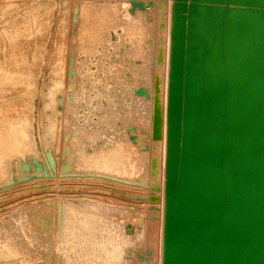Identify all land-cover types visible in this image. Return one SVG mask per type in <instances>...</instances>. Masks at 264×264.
<instances>
[{
	"label": "rangeland",
	"instance_id": "obj_1",
	"mask_svg": "<svg viewBox=\"0 0 264 264\" xmlns=\"http://www.w3.org/2000/svg\"><path fill=\"white\" fill-rule=\"evenodd\" d=\"M71 1L0 0V251L5 250L0 252V255L1 253L3 255L0 256V264H76L80 259L74 253V248L68 245L69 242L61 240L65 232L58 227V220L64 216L70 203L76 205L75 208H79V211L88 209V213L86 210L82 214L78 213L80 218L81 215L85 216L83 213L88 215L90 209H92L90 213L96 212V219L90 220L91 227L97 233L95 240L100 239L99 241H103L106 246L109 242L108 249L121 245L119 251L121 254L124 253L121 255L126 260L124 264H159L161 207L159 202L149 201L150 194L158 193L157 182L160 173L150 162L153 157L161 159L159 150L161 143L153 138L151 131L156 108L152 95L153 92L157 93L151 89V84L159 67L155 54H158L161 46L155 25L157 11L154 8V12L150 7L157 4V0H106L107 5L106 2L104 4L105 0H84L87 4L83 0ZM109 1L112 12L105 8L109 6ZM75 2L77 6H74ZM90 2L99 4L100 10L95 4L91 7ZM71 5L76 7L75 16ZM81 6L85 9L97 7L98 14L93 9L92 17L94 16L93 20L101 17L100 22L103 23L102 19L104 20L103 26L99 18L95 23L92 21L97 26L92 25L89 28L86 24L88 20L81 19L85 18L86 13V10L79 8ZM101 6L105 8L106 16L113 14L114 17L104 16L107 18L105 21L103 18L105 13ZM143 7L147 12H151L149 17L152 14L154 16L151 38L140 28V17L146 15ZM98 10L103 12V15L99 16L101 12ZM114 11L119 12L116 14ZM110 19H114L115 22L114 20L109 22ZM130 19L134 21L133 24ZM83 21L86 22V27ZM106 22L113 23L112 26H107L106 30L110 28V31L107 30L108 33L104 30ZM99 24L103 30L95 28H98ZM58 26L61 31L63 30L62 34ZM100 31L103 33L100 34ZM144 38H150L148 39L152 55H149L150 59L149 56L147 58L139 56ZM112 46L118 47L117 50ZM123 46L128 49L126 53L129 54L128 57L124 56L125 58H122L124 51L120 50ZM118 50L120 53L115 55ZM106 52L113 54L111 58ZM122 59L125 63L123 62L121 67H124V70L134 68L132 70L134 73L127 69L125 71L127 75L123 73L124 76L118 84L114 74L119 69L116 65L120 64ZM144 60H148L151 66ZM109 69L112 73L108 71ZM145 73L150 75L149 79ZM137 76L141 84L136 81ZM105 85L108 88H105ZM115 85L118 91L115 90ZM105 90L108 94H105L106 97L102 93ZM107 104L115 107L114 112L118 109L116 114L121 120L116 122L117 117L113 116L116 123L109 118L104 119L108 122L103 121L100 123L101 126L98 123L95 125L99 122L98 117L107 114L109 110ZM69 115L70 125L79 121L77 126L86 125L85 127L91 130L98 127L100 131L99 141L96 138L93 144L87 143L85 151L92 152L95 144V147L111 146L116 139L122 138L120 140L132 146L133 151L137 148L134 153L138 154L141 151L140 158L145 166V174L120 179L102 169L91 168L89 171L79 167L75 163L77 160H74L77 159L79 152L74 150L73 153H78L73 154L76 156L74 158L68 147L70 133L75 125L71 127V132H68L66 126L60 129L57 124L58 120L64 123L63 120L68 119ZM121 115H124L123 118ZM87 119L90 121L86 122ZM91 121L95 122H92L94 125ZM62 130L64 135L67 134L65 137L58 132ZM71 135L73 136L72 133ZM145 135H148L146 141ZM137 139L142 140V143ZM135 144L137 146H134ZM69 158H72L74 164ZM89 200L92 202L88 203ZM89 204L90 208H87ZM119 226L121 229L124 228V234ZM121 231L126 235L123 236ZM6 244L7 247L10 245L8 251L4 248ZM103 244L96 247L99 256L102 254ZM14 246L20 250L17 248L14 250Z\"/></svg>",
	"mask_w": 264,
	"mask_h": 264
},
{
	"label": "water",
	"instance_id": "obj_2",
	"mask_svg": "<svg viewBox=\"0 0 264 264\" xmlns=\"http://www.w3.org/2000/svg\"><path fill=\"white\" fill-rule=\"evenodd\" d=\"M163 264H264V0H174Z\"/></svg>",
	"mask_w": 264,
	"mask_h": 264
},
{
	"label": "bare ground",
	"instance_id": "obj_3",
	"mask_svg": "<svg viewBox=\"0 0 264 264\" xmlns=\"http://www.w3.org/2000/svg\"><path fill=\"white\" fill-rule=\"evenodd\" d=\"M73 1V0H72ZM71 1V2H72ZM81 0H79V2H80ZM84 1V0H83ZM82 1V2H83ZM87 1H89V0H87ZM91 1V0H90ZM104 1V0H103ZM112 1V0H111ZM151 1V0H150ZM152 1H154V0H152ZM74 2V1H73ZM85 2V1H84ZM93 2V1H92ZM92 2H90V5H91V3ZM94 2H97V1H94ZM105 2H106V0L104 1V4H105ZM116 2V1H115ZM78 3V2H77ZM86 4H87V2H85ZM111 2L109 1V6L111 5L110 4ZM156 3L157 4H155V3H153V4H155V5H153L152 7H150L151 8V10H152V8H153V11L155 12V10H154V8H156V11H157V17L155 16V18H157L156 20H155V22H156V26H157V34H158V37H159V45L161 46L160 48V50L158 51V54L156 55L155 54V60H156V62L157 63H159V67L157 68V70H156V74L154 75V80H152L153 82V84H151L152 85V88L151 89H153V91L155 90L157 93L155 94L154 92H153V98L155 99V103H156V108H155V112H154V117H153V119H152V128H151V131H152V136H153V138L154 139H156L158 142H160L161 144H160V148H159V150H160V155H161V159H159L158 157H156V159H154L155 157H153L152 158V160H151V164H152V166L154 167V169L155 170H159V181L157 182L158 183V193H152V194H150L149 195V201L151 202V203H153V202H159L160 203V207H161V209H160V212H161V214H160V230H159V264H163V231H164V209H165V173H166V153H167V102H168V85H169V70H170V53H171V27H172V9H173V4H174V0H157L156 1ZM73 4V3H72ZM74 4H76V2L74 3ZM81 4V3H80ZM93 4H95V3H92V5H91V7L93 6ZM98 4V3H97ZM117 4V3H116ZM120 4V3H119ZM148 4V3H147ZM81 5H84V3L83 4H81ZM88 5H89V3H88ZM88 5H85V6H88ZM89 5V6H90ZM96 5V4H95ZM99 5V4H98ZM98 5H96L98 8H99V6ZM101 5V4H100ZM106 5H107V2H106ZM115 5V4H114ZM113 5V6H114ZM140 5H141V3H140ZM139 5V6H140ZM74 6H77V4L76 5H74ZM74 6H72L71 5V8L73 7L74 8ZM95 6V7H96ZM105 7V8H107L108 10H110V12H112L111 10H112V8H111V6L110 7ZM112 6V7H113ZM116 6V5H115ZM122 6V5H121ZM127 6V5H126ZM138 6V7H139ZM142 6V5H141ZM149 6H151V5H149ZM96 7V9L93 7V9H95V11L98 9ZM102 7V6H101ZM118 7V4H117V6H116V8ZM128 7V6H127ZM145 7V6H144ZM143 7V8H144ZM80 9L81 8H83L82 6L81 7H79ZM87 8V7H86ZM104 8V9H105ZM109 8H111V9H109ZM114 9H116L115 7H113ZM129 8V7H128ZM140 8V7H139ZM138 8V9H139ZM149 8V9H150ZM76 9V7L73 9V11L72 10H70V12L72 11V13L74 14V10ZM84 10H86L85 12V18H81V19H87L88 21H86L85 23L86 24H88L89 25V28H90V26H92V25H94V23H95V20H99V18H100V20H99V22L101 21V17H99L98 18V16L96 15V17L98 18V19H95V20H93L94 19V16L92 17V14H93V12L94 11H91V10H93V9H91V8H87V9H85V8H83ZM103 9V7H102V10H104ZM113 9V10H114ZM120 8H118V10H119ZM124 9V8H123ZM77 10H78V8H77ZM82 10V9H81ZM81 10H78V11H80L81 12ZM99 10H100V8H99ZM98 10V11H99ZM107 10V11H108ZM122 11H124V10H122ZM127 11V10H126ZM125 11V12H126ZM129 11V10H128ZM139 11V10H138ZM101 11H99V13H100ZM104 13H105V10L103 11ZM103 12H101L100 14H99V16H101V14L103 13ZM114 12H116V11H114ZM117 12H119V11H117ZM117 12H116V14H117ZM141 12V11H140ZM143 12H146V13H144V14H146V15H142V16H144L143 18H141L140 16V19H141V27L140 28H142L143 29V32H145L146 34H147V36L148 35H150V36H148V37H150L151 38V35H152V33H153V21H154V16H153V14H152V16H153V20H151V17H149L150 15H151V12H147L146 11V9L144 8L143 9ZM95 13H97L98 14V12L96 11ZM122 13V12H121ZM142 13V12H141ZM141 13H139L140 15H141ZM77 14V13H76ZM81 14V13H80ZM106 14L107 13H105V15H103V18L105 19V17L104 16H106ZM109 14V13H108ZM115 14V13H114ZM128 14H130V13H128ZM148 14V15H147ZM78 15V14H77ZM76 15V17L77 18H79L78 16ZM84 15V14H83ZM95 15V14H94ZM109 15H112V16H110V17H114L113 16V14H109ZM109 15H107V16H109ZM127 15V14H126ZM155 15V14H154ZM73 16H75V14L73 15ZM81 16V15H80ZM106 16V17H107ZM129 16V15H128ZM95 17V18H96ZM59 19H60V17H58ZM63 18V17H62ZM74 18V17H73ZM76 18V19H77ZM132 18L134 19V15L132 16ZM64 19V18H63ZM107 19V18H106ZM105 19V21H107ZM109 19V18H108ZM115 19H116V17H115ZM62 20V19H61ZM60 20V21H61ZM80 19H77V21H79ZM114 20V19H113ZM113 20H111L110 19V21L109 22H112ZM124 20V19H123ZM92 21H94V23L92 22ZM102 21H103V23H101L102 24V26H103V24H104V20L102 19ZM126 21H128V20H125V22ZM80 22H81V20H80ZM113 22H115V20L113 21ZM124 22V23H125ZM130 22L132 23V22H134L132 19H130ZM62 23H63V21H62ZM61 23V24H62ZM83 23H84V21H83ZM85 23H84V25H85ZM93 23V24H92ZM97 23H98V21H97ZM128 23H129V21H128ZM127 23V24H128ZM59 24V23H58ZM109 24V25H108ZM107 24V22H106V27H105V29L104 30H106V28H107V26H112L111 24H113V23H108ZM133 24V23H132ZM63 25H64V23H63ZM88 25H87V28H88ZM118 25V24H117ZM124 25H126V24H124ZM131 25V24H130ZM94 26H97V24H95ZM100 26V27H99ZM122 26H123V24H122ZM59 28V30L61 31V29H60V26H58ZM64 27V26H63ZM85 27H86V25H85ZM126 27H127V25H126ZM126 27H124V28H126ZM92 28V27H91ZM96 29H102V27H101V25L99 24L98 25V28L97 27H95ZM118 28V27H117ZM156 28V27H155ZM92 29H94V28H92ZM110 29V28H109ZM109 29H107V30H109ZM58 30V31H59ZM103 30V29H102ZM107 30H106V32H107ZM110 31V30H109ZM62 32H63V30L61 31V33L60 34H62ZM141 32V31H140ZM98 33V32H97ZM100 34L101 33H103V31L101 32H99ZM108 33V32H107ZM142 33V32H141ZM107 35V34H106ZM145 35V34H144ZM111 36V35H110ZM109 36V37H110ZM145 38H147L146 36H144ZM144 38V39H145ZM150 38H148V39H150ZM148 39H145L144 40V44H143V46L141 47V51H140V54H139V56L140 57H142V58H147L149 55H150V50L149 49H151V47L149 46V43H150V41H148ZM126 43V42H125ZM131 43V42H130ZM132 44V43H131ZM129 45V44H128ZM116 46V45H115ZM114 46V47H115ZM113 47V46H112ZM113 47V48H114ZM116 48H118V47H115L114 49H116ZM108 49H109V47H108ZM105 50H107V47L105 48ZM117 50V49H116ZM120 50L122 51H124L123 53L124 54H122L123 55V57L122 58H125L124 56H129V54H127L126 52H127V50H126V47L125 46H123V47H120ZM120 50H118L117 51V53H115V55H118L119 53H120ZM139 52V51H138ZM107 53V52H106ZM113 53H114V51H113ZM107 55H108V57L109 58H111V55H113L112 53H111V55L110 54H108L107 53ZM150 56H152V55H150ZM150 56L148 57L149 59H150ZM106 58H108L107 56H105ZM126 57V58H127ZM131 57V56H130ZM108 58V59H109ZM132 58V57H131ZM60 59V58H59ZM58 59V60H59ZM130 59V58H129ZM136 59V58H135ZM141 59V58H140ZM152 59V58H151ZM61 60V59H60ZM59 60V61H60ZM58 61V64L57 65H59L60 64V62L62 61H60L59 62ZM127 61V60H126ZM130 61V60H129ZM128 61V63H130ZM144 61H147V65L149 66H151V63L150 64H148V60H144ZM151 61V60H150ZM106 62H108L107 60H106ZM105 62V63H106ZM109 62H110V60H109ZM125 63V61L122 59V62L120 63V64H118V65H116V67L118 66V68L119 69H117L116 71H115V80L117 81V83L118 84H120V79L121 78H123V73H125L126 74V72L125 71H127V69L129 70V69H131V71L134 69V68H127L126 70H124V67H121V64L122 63ZM62 63V62H61ZM123 63V64H124ZM128 63H126L127 65H128ZM143 63V62H142ZM153 63H154V61H153ZM127 65H126V67H127ZM144 65V68H146L145 67V64H143ZM153 65V64H152ZM62 65H60V67H61ZM113 66V65H112ZM120 66V67H119ZM123 66V65H122ZM131 66V65H130ZM154 66V65H153ZM60 67H59V69H60ZM110 67V66H109ZM132 67H133V65H132ZM135 67H136V65H135ZM107 68V67H106ZM139 68H141L140 66H139ZM149 68V67H148ZM147 68V69H148ZM152 68V67H151ZM156 69V68H155ZM61 70H62V67H61ZM109 72H111L110 71V69L108 70ZM130 71V70H129ZM137 71H139V70H137ZM63 72V71H62ZM133 72V71H132ZM147 72V74L149 73L148 72V70L146 71ZM150 72H152V69H151V71ZM155 72V71H154ZM107 73V72H106ZM112 73V72H111ZM134 73V72H133ZM140 73V72H139ZM144 74V73H143ZM146 73H145V76L147 75ZM109 75H110V73H109ZM127 75V74H126ZM125 75V76H126ZM134 75V74H133ZM138 75V74H137ZM140 75H142L141 73H140ZM111 76V75H110ZM132 76V75H131ZM139 76V75H138ZM138 76H137V78L136 77H133V79H135L136 78V81H138L139 82V80L140 79H138ZM147 76H149V77H147L148 79L150 78V75H147ZM114 77V76H113ZM141 77V76H140ZM111 78V77H110ZM143 78H146V77H143ZM113 79V78H112ZM125 79V78H124ZM130 78H128V80H129ZM152 79V78H151ZM131 80V79H130ZM141 80H142V78H141ZM114 81V80H113ZM135 81V80H134ZM147 81V80H146ZM115 82V81H114ZM145 82V81H144ZM143 82V83H144ZM116 83V84H117ZM140 83V82H139ZM138 83V84H139ZM106 84H108V82L106 83ZM141 84V83H140ZM139 84V85H140ZM145 84V86H147L146 85V82L144 83ZM143 84V85H144ZM106 87L105 88H108L107 87V85H105ZM116 86V85H115ZM121 86V85H120ZM110 87V86H109ZM122 87V86H121ZM112 88L113 87H111V89L110 90H112ZM116 89L115 90H117V86L115 87ZM100 90V89H99ZM142 90V89H141ZM107 90H105L104 92H102L104 95L106 94V95H108L107 93H105ZM118 91V90H117ZM113 94V93H112ZM106 95H105V97H106ZM108 98V97H107ZM111 102H108V104H110ZM113 103V102H112ZM118 103V102H117ZM107 104V105H108ZM114 104V103H113ZM119 104V103H118ZM103 105V104H102ZM112 105V104H111ZM111 105H108L109 106V108H107V114H105V115H103V116H101V118L100 117H98V120H99V122H93V121H91V123L93 122V123H95V125L98 123L100 126H101V124L103 123V121H104V119H109V118H112L113 119V116H114V118L115 117H117L118 115L116 114V112L118 111V109H117V111L116 112H114V108H113V106L112 107H110ZM115 105V104H114ZM117 105V104H116ZM102 107V106H101ZM100 107V108H101ZM103 108V107H102ZM105 108V107H104ZM59 109V108H58ZM57 109V110H58ZM113 109V110H112ZM100 109H98V111H99ZM105 110V109H104ZM90 113V112H89ZM88 113V114H89ZM87 114V115H88ZM102 114H103V112H102ZM120 114V113H119ZM60 116V115H59ZM122 116V115H121ZM124 116V115H123ZM123 116L121 117V118H123ZM71 117V115H69L68 116V119L67 118H65V120H63L64 121V123H61V120H58L57 121V124H58V128H60V127H63V126H66L68 129L67 130H69L68 132H71V127H73L74 125V127L72 128V134H73V136L71 135V133H70V141H68L69 142V150H70V154H75V153H73L74 152V150L76 151V152H79V155H78V153H76L75 155H78V157H77V159H74V160H77L75 163H77L78 164V166L79 167H82V168H86V169H88L89 171H90V169L91 168H95V169H102V170H105V172L106 173H109V175H111V176H114V177H116V178H120V179H127V178H129V177H131V176H134V175H137V176H143L144 174H145V166H144V164H142V162H141V158H140V156H141V154H140V152L141 151H139V153L138 154H136V153H134V151H135V149H136V151H137V148H135L134 149V151H133V148H132V146H130L129 144H127V143H123L120 139H122V138H118V139H116V141H115V143L113 144V145H111V144H109V145H111V146H99L98 145V143H97V146H99V147H95L96 146V144H95V146H94V149L92 150V152H88V151H85V150H87V149H84V147H85V145L88 143L89 145H90V142H91V144H93L94 142L93 141H96V138H97V140L99 141V137H100V135H99V133L98 132H100L99 131V129H98V127L96 128V129H87L84 125L83 126H81L80 124H78V125H80V126H77L76 124L77 123H79V121H75V124H74V121H73V123L72 124H74V125H70L69 123H71V122H69V118ZM76 117V116H75ZM119 117V116H118ZM117 117V120H116V122L120 119V118H118ZM59 118H61V117H59ZM72 118H73V115H72ZM82 118V117H81ZM88 118V117H87ZM93 118V117H92ZM100 118V119H99ZM62 119H64V117H62ZM73 119H75V118H73ZM72 119V120H73ZM84 119V118H83ZM70 120H71V118H70ZM92 120V119H91ZM114 119H113V121L112 122H114L115 121ZM121 120V119H120ZM124 120V119H123ZM68 122V124H67V122ZM90 121V119L88 120H86V122H89ZM105 121H107L108 122V120H105ZM104 121V123H106ZM110 121V120H109ZM85 122V121H84ZM85 122V123H86ZM116 122H114V123H116ZM92 123V124H93ZM101 123V124H100ZM87 124V123H86ZM89 124V123H88ZM97 124V125H98ZM94 125V124H93ZM65 127V128H66ZM89 127H91V124H90V126ZM64 128V130H66ZM61 129V128H60ZM66 130V131H67ZM60 134L63 132V130L60 132V131H58ZM65 132V131H64ZM59 133H58V136H59ZM142 134V133H141ZM62 135H63V137H65L67 134L65 133V135L62 133ZM140 136V135H139ZM138 136V137H139ZM142 136H144L143 134H142ZM60 137H61V135H60ZM59 137V138H60ZM145 141L147 140V138H148V135H145ZM68 139V140H69ZM102 138H100V140H101ZM139 139H141V138H139ZM139 139H137V140H139ZM62 141V140H61ZM60 141V142H61ZM139 141H141V143H142V140H139ZM68 142H66V144L68 143ZM105 142V141H104ZM103 142V143H104ZM135 142V141H134ZM139 143V142H138ZM141 143H140V146H141ZM64 144V143H63ZM87 144V145H88ZM107 144V143H106ZM106 144H103V145H106ZM134 144V143H133ZM144 144V143H143ZM60 145V144H59ZM145 145V144H144ZM143 145V146H144ZM61 146V145H60ZM134 146H137L136 144L134 145ZM139 146V145H138ZM146 146V145H145ZM62 147V146H61ZM66 146H65V144H64V147L63 148H65ZM58 148L61 150V148L58 146ZM143 148V147H142ZM90 149V148H89ZM62 153H63V151H62ZM67 154H69V153H67ZM63 155V154H62ZM71 155V156H72ZM67 156V155H66ZM70 155H68V157H69ZM64 157V156H63ZM63 157H62V159H63ZM73 157L75 158L76 156H74L73 155ZM65 158V157H64ZM67 158V157H66ZM68 159V158H67ZM70 160L72 159V158H69ZM73 160V161H74ZM67 161V160H66ZM67 163V162H66ZM71 163H72V160H71ZM72 164H74V162L72 163ZM71 164V165H72ZM67 165V164H66ZM92 201H88V203H91ZM86 203V202H85ZM88 203H87V205H88ZM94 203V202H93ZM61 204H62V202H61ZM94 204H96V202L94 203ZM99 204V203H98ZM86 205V206H87ZM97 206V205H96ZM76 207V205H74V204H72V203H70L67 207H66V211H65V214H64V216H66L65 218H59V220H58V227H59V229L60 230H63L65 233H64V235L61 237V240H63V241H67V242H69L68 243V245L70 246V248L72 247V248H74L73 249V251H74V253L75 254H77V258L78 259H80L81 260V262H80V260H78L77 261V263L78 262H80L79 264H124L125 263V261L126 260H124V256L122 257L121 255H124V253H122L121 254V252L119 251L121 248V245H120V247H116L115 245V247H114V249H108V247H109V242H108V244H107V246L106 245H104L103 244V241L101 242V241H99L100 239H97V240H95L96 239V236H97V233H95L94 232V228L93 227H91V223H90V220H92V219H96V217H97V215H95L96 214V212L95 211H93V212H95V213H90L91 211H92V209H90V212H89V214L88 215H86L87 213H88V209L86 210V209H84V210H86L87 211V213H83V215H85V216H88L87 218L84 216H82L81 215V218H80V214H82V212H84V210L82 211H79V208L78 209H76L75 208ZM100 207V206H99ZM86 208V207H85ZM87 208H90V204H89V207H87ZM96 208V207H95ZM94 208V209H95ZM101 208V207H100ZM118 208V207H117ZM116 208V210H118L119 211V209H117ZM97 209V208H96ZM98 210V209H97ZM85 211V212H86ZM78 213H80V214H78ZM79 216V217H78ZM83 217V218H82ZM74 227H77L76 229H74ZM119 228H120V230H122L123 231V229L124 228H122L121 229V227L119 226ZM119 230V231H120ZM118 231V230H117ZM122 231L120 232L121 234H122ZM124 232L125 231H123V234H124ZM117 233V232H116ZM116 233H115V235H116ZM121 234H117V235H120L121 236ZM122 234V235H123ZM115 235H114V237H115ZM125 235H126V233H125ZM125 235H123V236H125ZM122 236V237H123ZM128 236V235H127ZM113 237V236H112ZM121 237V238H122ZM129 237V236H128ZM98 238V237H97ZM107 238V237H106ZM120 238V237H119ZM120 238V239H121ZM125 240H126V237H123ZM122 238V239H123ZM108 239V238H107ZM128 239V238H127ZM111 240H113L112 238H111ZM129 240H130V238H129ZM109 241V240H108ZM116 241V240H115ZM122 241V240H121ZM126 241H128V240H126ZM130 242V241H129ZM103 244L102 245V254L99 256L97 253H96V247L98 246V245H100V244ZM113 243V242H112ZM119 243V241L117 242V244ZM124 242H122V244H123ZM9 244V243H8ZM8 244H6L5 246L6 247H4L6 250H7V248L10 246H8L7 247V245ZM106 244V243H105ZM113 244H115V243H113ZM67 245V246H68ZM13 246V245H12ZM14 248V250H16V248H17V246L15 247H13ZM13 248H12V250H13ZM68 248V247H67ZM9 249V248H8ZM11 249V248H10ZM18 250H20V248L18 247L17 248ZM123 249H124V247H123ZM122 249V250H123ZM12 250H10V251H12ZM5 250L3 249L2 251H0V252H4ZM8 251V250H7ZM6 251V252H7ZM9 251V252H10ZM71 251H72V249H71ZM8 252V253H9ZM12 252H14V251H12ZM12 252H11V254H12ZM19 252V251H18ZM117 252H119V254L117 253ZM7 253V254H8ZM4 254V253H3ZM10 254V253H9ZM1 255H2V253H1ZM0 255V256H1ZM15 255V254H14ZM108 255V256H107ZM3 256V255H2ZM6 256V255H5ZM9 256V255H8ZM12 256V255H11ZM76 263V264H77Z\"/></svg>",
	"mask_w": 264,
	"mask_h": 264
}]
</instances>
